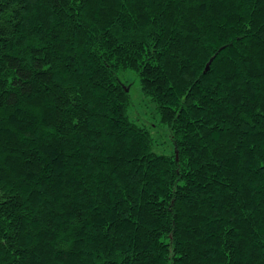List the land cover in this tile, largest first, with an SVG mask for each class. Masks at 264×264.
<instances>
[{
  "label": "trees",
  "instance_id": "16d2710c",
  "mask_svg": "<svg viewBox=\"0 0 264 264\" xmlns=\"http://www.w3.org/2000/svg\"><path fill=\"white\" fill-rule=\"evenodd\" d=\"M0 264H264V0H0Z\"/></svg>",
  "mask_w": 264,
  "mask_h": 264
},
{
  "label": "rangeland",
  "instance_id": "374dc122",
  "mask_svg": "<svg viewBox=\"0 0 264 264\" xmlns=\"http://www.w3.org/2000/svg\"><path fill=\"white\" fill-rule=\"evenodd\" d=\"M119 78L128 85L130 103L127 114L129 117L149 131L154 152L171 154L175 149L170 130L160 121L155 104L142 93L136 72L131 69L122 70L119 72Z\"/></svg>",
  "mask_w": 264,
  "mask_h": 264
}]
</instances>
